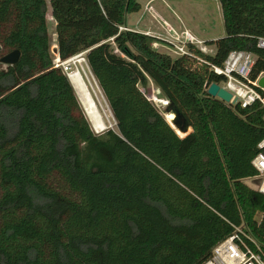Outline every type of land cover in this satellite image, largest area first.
<instances>
[{"label": "trees", "instance_id": "obj_1", "mask_svg": "<svg viewBox=\"0 0 264 264\" xmlns=\"http://www.w3.org/2000/svg\"><path fill=\"white\" fill-rule=\"evenodd\" d=\"M82 52L115 121L95 134L66 74ZM212 56L172 57L126 28L136 0H0V264H202L242 226L264 247V196L244 183L264 138L263 109L206 93L232 51L264 72V0H218ZM151 81L191 132L179 137L147 97ZM143 89V90H142Z\"/></svg>", "mask_w": 264, "mask_h": 264}, {"label": "built area", "instance_id": "obj_2", "mask_svg": "<svg viewBox=\"0 0 264 264\" xmlns=\"http://www.w3.org/2000/svg\"><path fill=\"white\" fill-rule=\"evenodd\" d=\"M152 1L154 0H149L146 4L145 9L148 11H151ZM161 21L168 30L169 39L146 33V35L164 41L162 43L153 42L152 47L154 50L162 45L175 57L186 56L197 60L198 63H201V59L192 54L189 48L204 55L212 56L214 54L215 49L213 50L211 45H207L206 41L198 39L190 31L183 29L177 33L170 30L163 20ZM257 46L264 49V39L259 38ZM84 54L85 52H82L76 56H83ZM70 59L61 61L57 54L53 67L61 68L67 76L68 69H65V65ZM254 60L255 57L251 53L232 51L228 54L222 66L210 65L209 69L213 74L223 78V82L219 85L229 92L232 97H235L236 104L245 108L258 103L263 109L262 120L264 122V88L258 86V80L264 76V72L260 73L255 80L250 79V70ZM257 148L259 152L251 161V165L257 174L252 179L255 181V190L264 196V138L258 143ZM202 264H264V247L248 234L242 226L233 227V233L217 243L212 248L209 258Z\"/></svg>", "mask_w": 264, "mask_h": 264}, {"label": "rangeland", "instance_id": "obj_3", "mask_svg": "<svg viewBox=\"0 0 264 264\" xmlns=\"http://www.w3.org/2000/svg\"><path fill=\"white\" fill-rule=\"evenodd\" d=\"M136 1L141 5L140 11L137 13L128 14L126 16V28H121V30H132L140 33H143V31L146 30H153L163 34L168 30L165 29V25L161 20H163L165 24H171V21H173L174 18H180L182 19L185 26L181 29L189 30L193 35H195L202 41H214L224 36L222 12L218 0H154L151 2V11L145 9L146 4H148L149 0ZM46 23L51 44L50 53L52 56V62H54L57 55L55 23L51 17V9L48 1ZM161 51L166 50L161 49ZM8 52L10 51L0 50V58ZM169 53L172 54L171 52ZM171 56L175 57L174 54H172ZM81 57L84 59V55ZM1 67L4 69L6 68V65L1 64ZM66 68L68 69V73L71 69L74 68L73 62L69 60V62L65 65V69ZM143 91L146 93L147 97L155 104V106L163 114V116H165L166 112L164 106L157 101L155 102L154 100H152L154 94L161 100L166 99L160 94L159 89H157L154 84L149 81L145 90ZM80 108L84 113L81 105ZM108 114V122H106V126L101 131H96V129H94L89 122L91 129L95 134H101L107 129H112L115 126V121L111 115V112L109 111V108ZM244 183L255 190V181L252 178L246 179Z\"/></svg>", "mask_w": 264, "mask_h": 264}, {"label": "bare ground", "instance_id": "obj_4", "mask_svg": "<svg viewBox=\"0 0 264 264\" xmlns=\"http://www.w3.org/2000/svg\"><path fill=\"white\" fill-rule=\"evenodd\" d=\"M70 61L73 62L74 68L67 73L68 80L91 126L96 131H101L109 119L108 107L85 65L84 59L81 56H76L70 59ZM152 100L164 102L155 94ZM165 116L169 122L174 118L172 114H166Z\"/></svg>", "mask_w": 264, "mask_h": 264}, {"label": "water", "instance_id": "obj_5", "mask_svg": "<svg viewBox=\"0 0 264 264\" xmlns=\"http://www.w3.org/2000/svg\"><path fill=\"white\" fill-rule=\"evenodd\" d=\"M18 59H19V51L12 50L0 58V63L4 65H14L17 63ZM258 86L264 88V76L259 78ZM206 93L209 96L217 98L226 104L229 105L236 104L235 97H232V95L219 84L216 83L210 84L206 88ZM163 101L164 102H158V103L164 106L166 114H172L174 116L173 120H171L170 122L167 121L166 116H164L167 123L170 125V127L176 132V134L179 137L182 138L188 135L191 132V128L186 126L185 120L182 117V115L172 107V103L169 100L165 99Z\"/></svg>", "mask_w": 264, "mask_h": 264}, {"label": "crops", "instance_id": "obj_6", "mask_svg": "<svg viewBox=\"0 0 264 264\" xmlns=\"http://www.w3.org/2000/svg\"><path fill=\"white\" fill-rule=\"evenodd\" d=\"M166 25H168V27L170 28V30L175 31V32H177V33H179L181 30H183V29H181V28H184V27H185V26H184V23H183V21H182V19H180V18H178V19L174 18L173 21H171V24H166ZM186 28H187V27H186ZM165 29H167V28L165 27ZM185 30H187V29H185ZM188 31H189V30H188ZM143 33H144V34L148 33V34H150V35L159 36V37H161V38H167V39H169V35H168V32H167V31L164 32L163 34H161V33L158 32V31L146 30V31H143ZM170 33H171V32H170ZM211 48H213V50H214V46H213V45H211ZM161 49H165V50H166V48H165L164 46H162V45H160L159 47H157L156 50H157L158 52H160V53L169 54V55L171 56V54L168 53L167 50H166V51H161ZM244 181H245V180H244Z\"/></svg>", "mask_w": 264, "mask_h": 264}]
</instances>
